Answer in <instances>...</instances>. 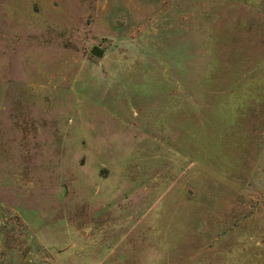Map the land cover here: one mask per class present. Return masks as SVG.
Returning <instances> with one entry per match:
<instances>
[{"label": "rangeland", "instance_id": "rangeland-1", "mask_svg": "<svg viewBox=\"0 0 264 264\" xmlns=\"http://www.w3.org/2000/svg\"><path fill=\"white\" fill-rule=\"evenodd\" d=\"M0 264H264V0H0Z\"/></svg>", "mask_w": 264, "mask_h": 264}, {"label": "water", "instance_id": "water-1", "mask_svg": "<svg viewBox=\"0 0 264 264\" xmlns=\"http://www.w3.org/2000/svg\"><path fill=\"white\" fill-rule=\"evenodd\" d=\"M104 54V51L100 49L99 47H93L91 50V55L96 57V58H101Z\"/></svg>", "mask_w": 264, "mask_h": 264}]
</instances>
